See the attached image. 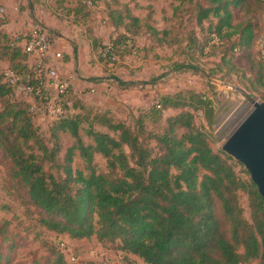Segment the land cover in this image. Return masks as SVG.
Masks as SVG:
<instances>
[{
    "label": "trees",
    "instance_id": "16d2710c",
    "mask_svg": "<svg viewBox=\"0 0 264 264\" xmlns=\"http://www.w3.org/2000/svg\"><path fill=\"white\" fill-rule=\"evenodd\" d=\"M113 1L121 6L108 9L116 27L137 35L147 26L157 41L162 40L157 36L160 31L135 15L128 3ZM175 1L174 14L189 11L204 32L201 51L216 46L226 54L239 52L243 61L254 64L259 30L255 19L262 0ZM96 2L79 0L74 12L81 15ZM236 12L244 16L238 23ZM151 17L150 13L147 18ZM2 24L0 20V28ZM118 43H113L114 53ZM99 55L103 60L101 51ZM0 56L8 59L7 66L26 68V55L1 29ZM2 72L0 151L8 168V190L28 216L36 213L39 224L72 239L96 236L103 245L148 264H264L263 198L250 172L224 150L214 151L208 133L195 124L193 110H203L208 122H214V107L204 94L195 90L164 94L131 121L115 119L108 111L97 113L94 122L106 129H85L92 140L87 142L81 133L84 116L74 113L87 107L73 88L68 95L73 111L50 123L48 134H43L27 102L4 81ZM259 75L264 76L262 66ZM167 110L176 112L165 116ZM148 117L154 129L148 126ZM64 134L73 139L68 146ZM98 155L106 159V170L98 169ZM240 191L248 194L249 218ZM8 223L1 233L0 264L9 263L18 248ZM59 246L47 245L42 264H67Z\"/></svg>",
    "mask_w": 264,
    "mask_h": 264
},
{
    "label": "rangeland",
    "instance_id": "374dc122",
    "mask_svg": "<svg viewBox=\"0 0 264 264\" xmlns=\"http://www.w3.org/2000/svg\"><path fill=\"white\" fill-rule=\"evenodd\" d=\"M78 1L0 0V8L5 9L4 16L0 14L3 23L0 29L12 36L38 24L49 30L54 43L65 53L63 75L87 107L74 112L84 116L81 133L87 142L92 140L85 129L91 126L96 130L106 129L94 122L93 116L97 113L108 111L115 119L131 121L134 114L147 112L164 94L195 90L211 100L215 118L210 124L203 110H193L194 122L208 133L211 148L220 152L229 135L253 108V100L264 101V76L259 75L261 66L264 74L263 61L253 54L254 64L247 63L239 52L226 54L216 46L201 51L199 41L204 39V32L189 11H179L178 17L174 14L178 4L175 0H120L128 3L135 15L156 27L161 41L156 40L147 26L137 35L123 26L116 27L108 9L121 6L113 0H97L85 8V15L74 12ZM260 17L258 12L255 19L258 25ZM242 19L243 13L236 12L234 22ZM194 37L198 40L193 41ZM116 41H120L116 48L117 60H102L100 51L107 43ZM8 64V59L0 56V73ZM89 112L92 113L85 119ZM175 112L167 110L165 116ZM147 124L151 129L156 127L151 117L147 118ZM37 125L43 134H48L50 123L37 121ZM72 141L70 134H64L65 146ZM80 161L76 159L77 163ZM96 163L99 170L107 169L102 156L96 157ZM243 168L247 169L244 165ZM236 169L246 177L239 165ZM239 195L244 215L249 218L248 194L240 191ZM36 218V213L28 216L25 206L8 190V168L0 151V244L2 228L7 222L9 235L18 241L13 259L3 264H42L48 255L47 245L53 243L60 247L63 241L77 257L76 261H70L66 255L67 264L88 260L102 264H148L136 255L103 245L96 236L72 239L66 234H57L39 224Z\"/></svg>",
    "mask_w": 264,
    "mask_h": 264
},
{
    "label": "built area",
    "instance_id": "2783aa9c",
    "mask_svg": "<svg viewBox=\"0 0 264 264\" xmlns=\"http://www.w3.org/2000/svg\"><path fill=\"white\" fill-rule=\"evenodd\" d=\"M0 14H5L3 7L0 8ZM260 15L254 53L264 62V0ZM13 44L18 45L26 55V68L24 71H18L6 66L2 72L3 79L27 102L29 112L38 122L46 123H52L72 112L73 102L68 95L73 85L63 75L65 53L54 43L49 30L42 25H35L27 32L15 34ZM101 56L107 62L117 60L113 43L105 45ZM61 248L70 261L77 260L67 242L63 241Z\"/></svg>",
    "mask_w": 264,
    "mask_h": 264
},
{
    "label": "water",
    "instance_id": "95a60500",
    "mask_svg": "<svg viewBox=\"0 0 264 264\" xmlns=\"http://www.w3.org/2000/svg\"><path fill=\"white\" fill-rule=\"evenodd\" d=\"M222 149L249 170L263 198L264 209V101L253 100V108L229 135Z\"/></svg>",
    "mask_w": 264,
    "mask_h": 264
},
{
    "label": "crops",
    "instance_id": "0c3cea01",
    "mask_svg": "<svg viewBox=\"0 0 264 264\" xmlns=\"http://www.w3.org/2000/svg\"><path fill=\"white\" fill-rule=\"evenodd\" d=\"M74 88V87H73ZM74 92L76 93L77 91L75 90V88H74Z\"/></svg>",
    "mask_w": 264,
    "mask_h": 264
}]
</instances>
